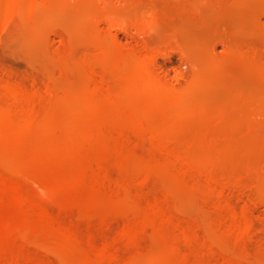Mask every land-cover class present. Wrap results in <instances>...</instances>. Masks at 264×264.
<instances>
[{"label": "bare ground", "instance_id": "obj_1", "mask_svg": "<svg viewBox=\"0 0 264 264\" xmlns=\"http://www.w3.org/2000/svg\"><path fill=\"white\" fill-rule=\"evenodd\" d=\"M84 1L0 0V47L38 13L46 17L49 40L59 29L49 20L55 6L61 19ZM113 1L89 0L94 12L85 20L95 31L77 27L89 44L84 57L67 60L70 37L50 51L53 65L82 73V81L71 74L60 90L58 77L39 84L13 69L0 73V264H51L41 253L60 264H264L249 246L257 229L254 208L264 205V162H234L264 154L258 138L264 83L259 96L237 90L222 104L210 96L199 104L192 91L204 84L199 70L185 88L155 66L158 56L174 51L191 61L183 44L152 47L143 40L129 47L101 27L121 23L122 31L147 33L159 22L157 10L132 11L124 19ZM219 42L225 57L240 59L264 82L261 53ZM228 81L223 67L222 85ZM195 117L205 121L194 125ZM246 176H259L254 189ZM241 195L246 198L238 204ZM55 196L62 199L53 210L46 201ZM190 207L201 210L200 219L185 216ZM73 210L77 217L67 219ZM94 216L96 230L78 228V219Z\"/></svg>", "mask_w": 264, "mask_h": 264}, {"label": "rangeland", "instance_id": "obj_2", "mask_svg": "<svg viewBox=\"0 0 264 264\" xmlns=\"http://www.w3.org/2000/svg\"><path fill=\"white\" fill-rule=\"evenodd\" d=\"M125 1L126 0H124V2L122 1V3L121 1L118 2L117 0L115 2L113 1V3H115L114 8H117V3H119V8H121L122 6L121 9L117 8V11L118 13L122 11L123 14L121 15L127 16L124 19H129V15L132 13V11L133 13H135L136 10H139L138 12H140L141 10L145 11L146 8V11L154 8L155 10H157L160 17L159 22L157 23V25L159 24L158 27L156 25V29L154 28L152 30H147V33L138 34L142 31L137 33L138 29L136 27H132L133 29H130V27L129 30H126L128 32L127 33L125 30L122 31V29L119 28L121 26V23L117 24L116 29H108V24L102 23L101 27L105 31V34L108 36V33L111 30L116 32L119 41L121 43L123 42V44H126V46L129 47H135L136 45L139 46V44L143 40L152 44H149L152 47L158 46L159 44H162L168 40H175L176 42L183 44L190 52L191 61L185 60L179 51H174L169 54L170 56L168 55V53H166V55L164 54L163 57L162 55L158 56L155 61V66L158 71L168 80L185 88L188 87L196 77V70H199L204 80V84L192 89V91L199 97V104H202L203 99L201 98H206L209 96V98L214 100V104H222V101L224 99L234 95L237 90H243L245 92L250 91L253 92L254 95L256 94V96H259L261 94V90L259 87H261V83L264 82L260 78L257 70L248 67L246 63L236 57H225V45L219 42V40L221 38H224L232 46H239L240 48L245 50H256L258 51V53H256L255 51V55L261 53V55L258 56L263 57L259 59L256 57V59L259 60L258 62L261 61L260 59L264 60V29H262L259 25L261 21L264 22V0ZM88 2L89 0H85L83 2L79 12H76L74 9L68 10L63 17L64 19L61 17L63 21L58 16V9L57 6H55L53 15L49 18V20L50 22H52L55 30H57L58 28L59 29L57 30L58 33H56L57 31L55 33L52 32V34L48 36L50 37L49 40L45 39L47 37L45 36L47 35L46 32L43 33V21L46 20V17H42V14L38 13V17L36 15L34 16V18L27 20V27L25 25L24 27L19 28L23 31L21 32V35H24L23 37L20 36V38H18L19 36L16 34H19L17 33V30L19 31V29L13 28L8 36H6L4 43L0 47V73L3 70L13 69L12 71L18 76H28L29 78L33 77L36 78V80L38 79L39 84H43V81L49 77L53 76L52 79L54 78V80L58 77L57 79L59 81V84L62 83V85H59L60 90H62V87L66 86L67 81L70 80L68 77H72V75L74 77H72L73 79L77 80L78 82L82 81L84 78L82 73L75 75V73L78 72L75 71L74 73L72 70H65V68L63 69L57 63L53 65L51 61L54 58H52V60L50 61V56L52 54L50 51L54 47V49L59 47L60 44H62L61 40L63 38L70 37V41H72L71 44L73 47L71 48L70 52L67 53L68 55H66L67 60L70 59L69 61H71V59H76L75 57L82 58L86 55V52H88L89 50V44L86 43V39L78 32L80 31V29H87V27L88 30H90L92 33H94L95 31L93 28H91V26H89V24H87L88 22L85 20V17L89 13L94 12V9L88 5ZM121 15L118 14L120 18H123V16ZM64 21L65 23H63ZM28 24H30V26ZM25 27L27 28V30ZM77 27L79 28V30ZM14 29L16 32L14 31ZM60 30L61 32H59ZM64 30L65 32H63ZM149 31H151L150 34H148ZM21 37L23 38V40L21 39ZM17 39L19 40L17 41ZM51 40H53V42ZM46 41L49 42L47 43ZM47 44L53 47L51 48ZM71 52L73 53V56H70L72 54ZM68 57L70 58L68 59ZM53 63H55V61ZM192 64H195V66L192 67ZM2 67L5 68L2 69ZM223 67L226 68L229 76L227 86L222 85ZM61 70L62 72H60ZM58 73H61L62 79L59 78L60 75ZM63 74H65V76ZM27 81L30 82V80ZM191 121V123L193 124L195 123L196 125H200L205 121V119L203 117H195V119ZM261 131L262 133L258 138H261V140H259L264 142V136H261L262 134L264 135V129H262ZM244 156L237 158L236 160H234V162L241 167L246 164L248 160L252 163L264 162V154L262 155L258 152L247 154ZM263 171L261 172L262 175L260 174V177L262 178H264ZM258 177H245L246 182H248L252 178V180L249 181V185H251L252 189L255 188L258 182ZM150 187L151 186L148 187L149 189H146L147 192L152 190V187ZM262 188H264V185L262 186ZM57 198H60V200L62 199L61 196H55L54 200L46 201L48 202V206L50 205L53 210L57 209V205L55 204H57L58 202V204L61 203L58 200V202L56 201L54 204V201L57 200ZM245 198V195H241L239 198H235V201L238 204H242ZM257 205V207L255 206L254 208L257 229L255 230L253 237L249 242V246L251 249L253 248L257 252V255L260 258L263 259L264 221L262 220V218L264 216V205ZM76 215H78V212H76V210H73L71 212H68L67 216H65L67 217V219L72 218L73 220L77 217ZM185 216L191 219H200L202 216V212L198 208L190 207L185 211ZM77 225L78 228L83 232H86L88 230H96L97 217L94 216L86 219H78ZM151 247L149 246L147 249L149 250L150 248V250L152 251ZM154 250H156V246L153 245V251ZM254 250L253 252H255ZM260 250L261 252H259ZM151 251H148V253L146 254H152L153 251ZM40 253L41 252H39V254ZM41 254H43L45 259H47L51 264H60L58 258L48 256L44 253Z\"/></svg>", "mask_w": 264, "mask_h": 264}]
</instances>
